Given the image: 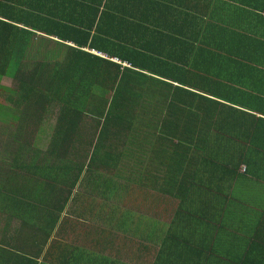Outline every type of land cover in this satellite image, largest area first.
Returning a JSON list of instances; mask_svg holds the SVG:
<instances>
[{"label":"trees","instance_id":"1","mask_svg":"<svg viewBox=\"0 0 264 264\" xmlns=\"http://www.w3.org/2000/svg\"><path fill=\"white\" fill-rule=\"evenodd\" d=\"M263 12L264 0H0V125L13 146L0 153L4 257L51 258L68 217L103 202L108 229L141 242V264L148 243L150 264H191L197 244L200 264H214L211 234L174 232L207 219L240 172L264 184V72L252 66L264 62ZM52 108L46 149L22 163L19 140L30 152L26 136ZM121 179L178 202L166 235L112 205Z\"/></svg>","mask_w":264,"mask_h":264},{"label":"crops","instance_id":"2","mask_svg":"<svg viewBox=\"0 0 264 264\" xmlns=\"http://www.w3.org/2000/svg\"><path fill=\"white\" fill-rule=\"evenodd\" d=\"M261 16L264 18V12ZM263 32L262 30L261 33L263 34ZM252 66L253 70L264 72V62ZM236 179L226 197L223 195L218 196L216 199L212 198L214 205L219 207L216 210L209 209L210 213L214 215L209 213L207 219H191L189 221L192 224H188L186 228H178L174 233L178 238H189L192 242L195 241L196 235L211 234V238L208 241L211 247V254H213L212 260L214 264L220 262L224 264H264V184L244 176L243 172H240L239 177ZM134 195L135 192L130 194L132 200L128 205H117L131 217V220L128 221L130 227L135 226V222H141L152 230H155L156 227L157 229L161 228L163 230L162 236L166 235V231L170 228L171 211H173L178 202L172 199L165 200V198L160 200L158 205L162 206L163 209L160 213H157L155 210L156 204L153 201L156 197H152V194L149 193H143L142 196L135 195L138 198L136 200ZM166 202L167 207H164ZM72 203L71 200L68 201V205ZM102 205L103 202L94 206L96 209L94 215L96 216L93 217L95 218L90 216L74 217L73 215L68 217L64 232L60 231V234L52 235V257L45 259L42 253L40 258L34 259L36 261L35 264H60L55 257L58 256L59 250L70 256L71 261H76L77 264H107V262L108 264H135V260L136 264H141L137 261L139 254L136 250L141 242L133 237V230H124L117 224L112 229H108L107 223L104 221L105 216H103L105 207H101ZM145 208L147 209L146 211ZM202 209V206L201 208L197 207V214L205 213L207 215L208 213L202 211ZM139 210L142 212H139ZM149 214L153 218L151 223L147 222ZM161 220H165L164 225L160 224L163 223ZM156 223V227L152 226ZM108 230L114 233L112 237L108 234ZM65 235L67 237L70 236V241L65 243V245H61V238H65ZM79 242L82 244L79 245ZM178 242H181L180 239ZM87 245H90L92 249L99 250V253L85 252ZM184 245L183 243H174L176 250L182 254H187V250L183 247ZM146 246L148 251L141 249L140 254H145L148 257L150 254V257H147L148 264H150L153 252L151 250L152 245L148 243ZM2 248L9 249L6 246ZM198 251H200V248L197 244V253L190 257L189 263L200 264V259L202 257L205 258ZM109 255L113 256L109 258ZM183 257L186 258L187 256L184 255ZM96 258L98 261H93ZM205 262L207 263V261ZM0 264H33V262L28 258L21 259L13 255L4 257L3 253L0 252Z\"/></svg>","mask_w":264,"mask_h":264},{"label":"rangeland","instance_id":"3","mask_svg":"<svg viewBox=\"0 0 264 264\" xmlns=\"http://www.w3.org/2000/svg\"><path fill=\"white\" fill-rule=\"evenodd\" d=\"M3 82L5 84H7V85H10V86L12 84V80H11L10 77H5ZM0 101L4 102L5 104H8V105L10 104L9 102H7L4 99L2 94H0ZM55 116H56V109L55 108L50 109L49 112L46 114L43 122L40 124V126L37 129H33V131L28 132V134L26 136V140L28 138H30V139H32L34 141V145L30 146L31 148H29L30 152L28 151V149H23V151H21V148L24 146V142L25 141L19 140L18 143L20 145L16 146V148H19L20 157L22 158V163H24V162H26V161H28L30 159H33L34 156H36L38 154L37 151H39V149H41V151H44V149H46L47 144L49 142V138H50L52 130H53V126H54V122H55ZM24 132H26V131L24 130ZM9 133H10L9 130L6 131L4 126L0 125V153H8V152H11L10 151L11 148L13 149V146H8L4 142V139L8 137ZM32 134L34 135L33 137H32ZM18 138H19V136H18ZM24 140H25V138H24ZM1 159H2V156H0V163H1ZM121 180L123 181V179H121ZM121 180H117L116 184L118 186H114L113 187L112 194L114 196L110 197V200L112 202H114V204H112V205L123 206L125 204H129L131 202V200H132L130 195L127 196L128 193L124 189V187H125L126 189L129 190L130 194H133L132 187L129 186L128 184H124V181L122 182ZM123 185H124V187H123ZM76 189H78L77 191H80V189H83V187H81L80 183H77V188ZM134 198L137 200V197L135 195H134ZM126 200H127V202H126ZM103 204L106 205L105 203H103ZM107 204H110V203H107ZM158 204H160V202L156 203V205H155L156 209L155 210H156L157 213H160V211L163 208H162V206H160ZM164 207H167V202H166V206L164 205ZM146 210L147 209L145 208V211ZM139 212H142V211L139 210ZM73 216H74V214H73ZM74 217H76V216H74ZM1 221H4V219L1 218ZM151 221H153V218H151L150 214H149V220L147 222L151 223ZM161 222H163V223H160V224L164 225L165 220H161ZM1 224H2L1 227H3L5 223H1ZM76 231H77V228H76ZM61 241H62L61 245H65V243H68V241H70V236L67 237V235H65V238H61ZM78 244L81 245L82 243L79 242ZM85 252H91V253L98 254L99 250L92 249V248H90V245H87ZM43 255H44V252H43ZM112 256L113 255H109L108 257L111 258ZM141 256L145 257V258L148 257L145 254L141 255ZM149 257H150V254H149ZM126 262H128V261H126ZM134 262L136 264V260Z\"/></svg>","mask_w":264,"mask_h":264}]
</instances>
